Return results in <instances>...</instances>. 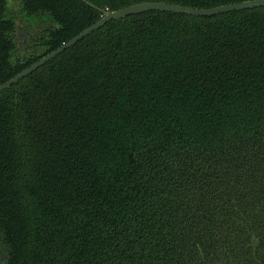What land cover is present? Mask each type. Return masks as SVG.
<instances>
[{
    "label": "trees",
    "instance_id": "16d2710c",
    "mask_svg": "<svg viewBox=\"0 0 264 264\" xmlns=\"http://www.w3.org/2000/svg\"><path fill=\"white\" fill-rule=\"evenodd\" d=\"M101 16L82 0H0V84ZM0 253L264 264V6L111 20L3 90Z\"/></svg>",
    "mask_w": 264,
    "mask_h": 264
},
{
    "label": "water",
    "instance_id": "95a60500",
    "mask_svg": "<svg viewBox=\"0 0 264 264\" xmlns=\"http://www.w3.org/2000/svg\"><path fill=\"white\" fill-rule=\"evenodd\" d=\"M82 1L87 5L98 9L102 13L100 19H98L96 22L89 25L85 29H83L81 32L73 36L71 39L67 40L66 42H63L60 46L50 51L46 55L42 56L40 59L29 65L22 71L18 72L17 74L6 80L5 82L1 83L0 93L3 90L8 89L13 84L17 83L20 79L32 73L34 70L39 68L41 65H43L50 59L54 58L64 50L73 46L74 44H76L78 41H80L81 39H83L93 31L104 26L107 22L111 20H117L131 14H136L151 10L174 12V13H181L186 15H193V16H213L219 13L264 6V0H244L241 2L222 4L211 7L183 6V5L172 4L167 2H140L119 8L117 10H107V9L98 8L93 4H91L90 2H88L87 0H82Z\"/></svg>",
    "mask_w": 264,
    "mask_h": 264
},
{
    "label": "rangeland",
    "instance_id": "374dc122",
    "mask_svg": "<svg viewBox=\"0 0 264 264\" xmlns=\"http://www.w3.org/2000/svg\"><path fill=\"white\" fill-rule=\"evenodd\" d=\"M2 258V254L0 253V259Z\"/></svg>",
    "mask_w": 264,
    "mask_h": 264
}]
</instances>
